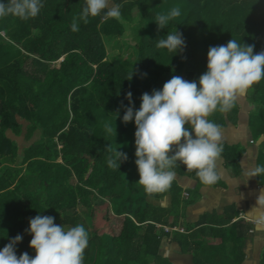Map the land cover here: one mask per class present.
Wrapping results in <instances>:
<instances>
[{"label": "trees", "instance_id": "16d2710c", "mask_svg": "<svg viewBox=\"0 0 264 264\" xmlns=\"http://www.w3.org/2000/svg\"><path fill=\"white\" fill-rule=\"evenodd\" d=\"M176 1L109 0V7L121 5V16L105 20L102 12L87 24L80 22L77 32L70 25L85 0H41L43 8L34 18H0V249L19 234L23 239L16 245L17 256L27 252L34 257L32 236L25 230L39 214L55 217L54 223L64 228L85 227L89 242L83 264H147V256L156 253L155 235L140 230L143 218L133 210L139 188L133 176L139 178V173L127 170L128 161L136 160V127L134 120H122L129 106L126 94L132 93V106L138 110L142 94L161 90L172 76L198 81L207 70L209 48L231 39L254 45V54L264 50V0H183L180 15L158 30L156 15ZM130 25L132 36L126 35ZM176 31L185 40L182 51L157 48L159 39ZM116 38L131 45L126 57L107 52V44ZM247 92L259 115L250 125L264 132V79ZM48 93L66 98L48 99ZM208 119L225 123L219 111ZM7 129L22 135L24 142L34 131L32 143L19 154ZM109 147L127 154L119 168L107 165ZM90 160L93 166L84 177ZM256 165L264 166L261 151ZM120 174L129 181L121 182ZM258 177L264 179V174ZM103 194L113 209L103 222L107 241L106 235L91 237L98 226L94 229L86 220L95 212L79 218L77 207L93 211L91 199ZM237 224L229 227L236 239L241 236ZM218 236L215 241L221 244L231 239Z\"/></svg>", "mask_w": 264, "mask_h": 264}, {"label": "clouds", "instance_id": "9594fccd", "mask_svg": "<svg viewBox=\"0 0 264 264\" xmlns=\"http://www.w3.org/2000/svg\"><path fill=\"white\" fill-rule=\"evenodd\" d=\"M42 8L41 0H7L0 2V18L11 15L28 20L36 17ZM120 8L119 4L109 7V0H85L82 10L72 19L71 30L79 31L80 22L87 24L90 17L100 16L102 12V19L119 18ZM179 15V7L172 8L166 15L157 14L158 30ZM156 46L178 52L186 44L182 33L176 31L159 39ZM261 79H264V50L254 54V45L231 39L226 45L209 48L207 70L198 81L172 76L161 90L143 93L138 110L132 106L129 91L126 94L129 106L122 120L125 124L133 120L135 123V164L140 177L138 184L145 193L151 196L166 192L175 179L173 169L177 162L186 170H194L201 184H216L220 180L217 162L223 152L222 130L207 118L217 111H231L237 100ZM104 127L109 133L113 131L108 123ZM108 151L112 153L107 158L110 168H119L128 158L118 149L113 152L109 147ZM247 174L260 176L264 174V166L256 165ZM257 205L254 208L258 212L259 228L264 227V212H260L264 206V189ZM54 220L55 217L39 214L30 218L25 231L32 236L29 246L35 250V256L27 252L17 256L16 245L23 239L18 234L0 249V264H83L88 231L83 225L65 229Z\"/></svg>", "mask_w": 264, "mask_h": 264}, {"label": "crops", "instance_id": "0c3cea01", "mask_svg": "<svg viewBox=\"0 0 264 264\" xmlns=\"http://www.w3.org/2000/svg\"><path fill=\"white\" fill-rule=\"evenodd\" d=\"M55 95L66 98L64 93H48V99H57ZM253 107L246 94L237 100L228 114L223 113L225 123L220 125L223 152L217 162L220 180L216 184H201L194 170L188 172L178 164L173 169L175 179L166 192L147 194L145 201L140 193L143 187L136 185L139 188L132 203L138 218H143V222L137 221L140 230H151L150 234L157 240L159 258L156 253L149 254L147 264H264V227H257L258 212L254 208L258 206V197L264 189V179L247 174L256 166L258 154L264 149V132L256 125L255 128L250 125L252 117L254 120L259 117ZM5 133L11 138L13 132L7 129ZM15 136L21 154L25 146L23 137L20 134ZM226 154L231 157L227 158ZM132 167L131 173L137 170L135 161ZM139 178L135 177V180ZM193 191L196 194H192ZM109 203L103 194L91 199L93 211L87 207L89 214L99 212V220H86L92 228L98 226L94 234L98 239L101 235L107 238L103 222L105 214L113 211ZM260 212H264V206ZM237 221L236 232L241 235L238 239L232 238L234 235L229 230ZM167 224L176 225L178 229L169 227L164 231L161 227ZM215 232L219 236L213 235ZM216 236L231 239L221 244L215 241Z\"/></svg>", "mask_w": 264, "mask_h": 264}, {"label": "rangeland", "instance_id": "374dc122", "mask_svg": "<svg viewBox=\"0 0 264 264\" xmlns=\"http://www.w3.org/2000/svg\"><path fill=\"white\" fill-rule=\"evenodd\" d=\"M182 1L183 0H178V1H176L175 3H174V5L171 7V8H168V9H166V10H164L161 14H168L170 11H171V9L172 8H174V7H179V9H180V6H181V4H182ZM142 21H144L143 19H140L138 22H142ZM158 27V26H157ZM126 35H130V36H132L133 34H132V29H131V25H130V27H129V29L127 30V32H126ZM119 39L120 38H116V39H112V41H111V43H109V44H107V52L109 53H111V52H116L117 54H119L120 56H124V57H126L128 54H127V52H129L130 51V49H131V45L130 44H127L126 42H124V43H121V41H119ZM111 48V49H110ZM135 58V55L133 56V59ZM251 94L249 93V92H247V99L251 102V103H253L254 104V107H253V109L254 110H256V107H255V102H254V100L251 98V96H250ZM263 120V126H264V119H262ZM29 133H31V132H29ZM11 137H12V139L14 140V137H16L15 136V134L14 133H11ZM33 137H34V131L32 132V134L30 135V137H29V139H30V141H23V144H26V146L31 142L32 143V141H33ZM15 141V140H14ZM261 154H264V151L261 149ZM11 157V156H10ZM14 158H18V157H14ZM91 161H93V160H90L89 161V163L91 162ZM94 162V161H93ZM131 169H133V167H132V163H131V160H129L128 161V164H127V170H131ZM119 177H120V181L121 182H128L129 181V178L128 177H126L124 174H120L119 175ZM135 177H137L136 175H134L133 176V179L135 180ZM140 179V178H139ZM138 181L139 180H135V183H136V185L138 184ZM2 190H0V192H1ZM140 193L142 194L141 196H142V198H143V200H145L146 201V193H145V191H144V189L142 188L141 190H140ZM192 194H196V191H193L192 192ZM78 211L80 212V217L79 218H86L87 217V215H88V212H87V210H88V208H87V206H82L81 204H79L78 206ZM98 215H99V212L98 211H95V213L93 214V219L95 220V221H97V220H99V217H98ZM89 216V218L90 219H92V215H88ZM105 216L108 218V220L113 216V214L112 213H110V212H108V213H106L105 214ZM103 218V217H102ZM167 226H169L170 228H172V229H178V227L176 226V225H173V224H167ZM71 226H70V224H67L66 225V227H65V229H67V228H70ZM174 227H176V228H174ZM92 236H94V233L91 235V237ZM104 240H109V236H107V238H105ZM36 254V253H35ZM35 254H33L34 256H35ZM162 258V257H161ZM164 259H162L161 260V262L163 261Z\"/></svg>", "mask_w": 264, "mask_h": 264}, {"label": "water", "instance_id": "95a60500", "mask_svg": "<svg viewBox=\"0 0 264 264\" xmlns=\"http://www.w3.org/2000/svg\"><path fill=\"white\" fill-rule=\"evenodd\" d=\"M93 161H91L90 163H89V167H88V170H87V175L89 174V172L91 171V168H92V166H93Z\"/></svg>", "mask_w": 264, "mask_h": 264}, {"label": "built area", "instance_id": "2783aa9c", "mask_svg": "<svg viewBox=\"0 0 264 264\" xmlns=\"http://www.w3.org/2000/svg\"><path fill=\"white\" fill-rule=\"evenodd\" d=\"M161 228H162L164 231H168V230H169V226H167V225H166V226H162Z\"/></svg>", "mask_w": 264, "mask_h": 264}]
</instances>
